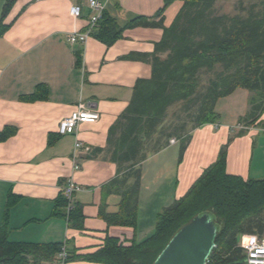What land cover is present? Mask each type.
<instances>
[{"label": "crops", "instance_id": "1", "mask_svg": "<svg viewBox=\"0 0 264 264\" xmlns=\"http://www.w3.org/2000/svg\"><path fill=\"white\" fill-rule=\"evenodd\" d=\"M99 1L119 28L137 17L153 18L162 7V0ZM4 4L0 0V19ZM180 6L174 2L165 10V26ZM73 7L79 8L78 18L71 16ZM95 15L86 0H14L0 37V225L10 197L8 241L64 244L68 257H77L66 264H100L81 257L107 238L127 246L149 238L156 215L181 198L222 150L227 174L264 179V112L254 125L239 122L248 110L249 93L243 89L215 103V123L189 131L186 139L142 141L144 159L131 170V163H115L109 130L127 108L135 83L151 75L147 62L127 57L152 54L162 30L125 29L110 46L92 37L84 45L69 44L67 35L85 32ZM79 105L96 110L99 121L60 135L61 120ZM77 140L81 149L74 148ZM135 170L140 173L136 224L109 225L104 216L118 212L120 193ZM70 179L81 188L73 196L81 228L52 215ZM57 256L42 264H57Z\"/></svg>", "mask_w": 264, "mask_h": 264}, {"label": "trees", "instance_id": "2", "mask_svg": "<svg viewBox=\"0 0 264 264\" xmlns=\"http://www.w3.org/2000/svg\"><path fill=\"white\" fill-rule=\"evenodd\" d=\"M13 2L5 0L0 37L6 29L3 20ZM174 2H180L181 6L172 22L165 26L163 13ZM217 2L162 0V7L153 18H134L124 28H119L102 12L90 37L106 46L115 43L125 29L162 30L152 54L127 57L147 62L151 75L135 83L127 108L109 130L107 143L112 146L115 163H131V170V166L144 159L142 141L158 136L166 140L186 139L189 131L215 123L218 120L215 103L236 89L249 93L248 110L239 122L250 126L261 117L264 112V0H235L234 9L229 13H221L216 8ZM168 109H174L170 116ZM0 139H4L2 134ZM129 177H133V182L123 186L118 212L104 216L109 225L134 228L136 224L139 170L132 171ZM62 197L55 201L52 215L65 219L66 203ZM13 202L9 197L0 225V264L52 263L62 244L8 241L6 219ZM203 213L211 214L219 228L207 264H244L239 238L264 233V179L243 180L227 174L222 150L181 198L156 215L154 233L149 238L128 246L107 238L100 249L81 259L100 264H153L176 232ZM82 221L80 210L73 208L66 223L70 228H81ZM75 258L68 257L67 261Z\"/></svg>", "mask_w": 264, "mask_h": 264}, {"label": "built area", "instance_id": "3", "mask_svg": "<svg viewBox=\"0 0 264 264\" xmlns=\"http://www.w3.org/2000/svg\"><path fill=\"white\" fill-rule=\"evenodd\" d=\"M87 6L90 10L96 12L89 23L87 30L83 33L72 32L66 37V41L69 44L80 43L84 45L90 38V32L97 26L101 14L105 9L103 3L99 0H86ZM71 16L78 18L80 15L79 8L73 7L70 10ZM100 116L96 110L88 109L82 105H79L71 115L61 120L58 128L60 135H74L77 128L81 124H94L99 121ZM174 142V140L172 141ZM82 143L78 140L74 144L75 149H81ZM74 169H78L75 167ZM81 191V188L70 179L66 185L62 188V196L65 200V220L68 219L69 213L73 210V196L75 193ZM238 247L243 252L245 259L244 264H264V233L262 235H242L239 238ZM68 259L67 250L63 244L60 248V252L57 256V264H66Z\"/></svg>", "mask_w": 264, "mask_h": 264}, {"label": "water", "instance_id": "4", "mask_svg": "<svg viewBox=\"0 0 264 264\" xmlns=\"http://www.w3.org/2000/svg\"><path fill=\"white\" fill-rule=\"evenodd\" d=\"M218 229L211 214L194 217L169 240L153 264H207Z\"/></svg>", "mask_w": 264, "mask_h": 264}, {"label": "rangeland", "instance_id": "5", "mask_svg": "<svg viewBox=\"0 0 264 264\" xmlns=\"http://www.w3.org/2000/svg\"><path fill=\"white\" fill-rule=\"evenodd\" d=\"M234 3L235 0H218V2L216 3V8L219 9L221 13H229L234 9ZM173 110L174 109H171V111H169V116L171 115Z\"/></svg>", "mask_w": 264, "mask_h": 264}]
</instances>
